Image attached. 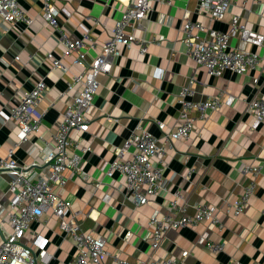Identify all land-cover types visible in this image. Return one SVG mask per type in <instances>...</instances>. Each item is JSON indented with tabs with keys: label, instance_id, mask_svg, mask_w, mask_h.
Segmentation results:
<instances>
[{
	"label": "crops",
	"instance_id": "1",
	"mask_svg": "<svg viewBox=\"0 0 264 264\" xmlns=\"http://www.w3.org/2000/svg\"><path fill=\"white\" fill-rule=\"evenodd\" d=\"M129 1L54 0V5L61 11L59 20L71 37H79L85 26L102 43L110 37ZM231 1L222 20L203 13L195 0L155 2L139 25L133 21L128 28L149 42L148 52L140 54L137 47H121L111 72L100 77L88 113L89 130L74 133L75 138L90 147L82 161L85 177L67 170L64 184L55 186L54 191L72 202V210L84 230L104 236L107 248L120 251L131 263L152 264L155 259L172 257L183 264H264V121L252 128L255 115L248 106L254 97L264 95V61L253 71L238 74L225 70L215 76L191 59L183 40L187 17L226 31L232 14L239 13L242 23L264 33L261 5L252 0L246 5L242 0ZM22 6L33 18L30 25L15 23L6 28L0 18V158L7 156L18 135L16 122L8 117L10 109L37 78L44 77L48 91L37 107V112L45 111L43 124L31 141L15 149L17 161L28 163L42 154L40 149L31 153L34 141L40 147L44 142L52 143L66 106L81 88L66 91V83L83 65L73 66L70 56L64 59L70 65L67 73L53 68L46 53L52 51L61 56L63 45L56 30L43 19V0L22 1ZM161 36L162 42L157 43ZM229 43L241 45L240 34L230 38ZM242 46L264 52L251 43ZM160 69L164 70L162 77L158 76ZM192 76L194 100L203 101L222 93V105L210 111L205 120L197 119L189 138L168 142L165 132L178 123V94ZM230 96L234 100L226 103ZM193 114L197 116V112ZM138 127L151 132L167 147L163 161L154 160V164L164 168V185L145 204H135L126 197L121 174L109 177L104 171L105 163L118 159V149ZM242 162L259 165L261 172L255 177V191L245 211L235 216L226 213L224 203L236 201L250 180V176L240 172ZM39 171L45 173L49 168L43 166ZM8 180L9 175L0 170V241L11 232L6 211ZM176 191L182 194L178 203L188 214L195 213L197 204L219 206L224 226L219 228L204 220L195 226L180 227L169 231L160 246L153 249L150 216L158 210L166 211ZM128 231L132 234L127 238ZM202 233L221 242L224 250L209 251L198 242ZM23 241L31 247L37 264H67L76 254L72 238L60 229L59 220L51 211L31 223ZM185 251L189 252L187 256L183 255ZM49 255L55 258L48 261Z\"/></svg>",
	"mask_w": 264,
	"mask_h": 264
},
{
	"label": "built area",
	"instance_id": "2",
	"mask_svg": "<svg viewBox=\"0 0 264 264\" xmlns=\"http://www.w3.org/2000/svg\"><path fill=\"white\" fill-rule=\"evenodd\" d=\"M22 1L26 0H0V18L6 28L15 23L30 25L33 22L31 15L22 6ZM157 1L172 4L179 0H130L115 21L110 37L99 43L91 30L85 26L79 37H71L59 20L61 11L54 5V0H43V19L56 30L63 45L61 56L48 51L46 58L51 61L53 68L61 73H67L70 69V65L64 60L65 57H72L73 66L83 65L66 83V91H71L76 86L81 88L66 106L62 123L53 135L52 143L44 142L40 147V144L34 141L31 153L34 149H40L42 154L40 158L36 156L28 163L17 161L15 149L21 143L31 141L43 124L45 111L37 112V107L48 91L45 78H37L33 86L22 94L20 101L9 111L8 117L16 122L18 135L8 149L7 156L0 158V170L9 175V203L6 211L11 225V232L0 241V264H37V257L23 240L31 223L39 220L47 211H51L59 220L60 229L68 234L75 244L76 254L67 264H134L124 259L120 251H110L104 236L84 230L77 221V213L72 210V202L58 195L54 187L64 184V173L67 170L85 177L82 161L90 147L80 138H75L74 133L89 130L88 113L93 106L100 77L111 72L115 60L121 54V47H137L140 54L148 52L149 42L135 32L128 31V28L133 25V21L139 25V21L148 16ZM195 1L203 13L218 20L225 18L232 3L231 0ZM247 1L242 0V4L246 5ZM252 1L261 5L264 10V0ZM182 32L191 59L205 66L212 75L219 76L225 70L238 74L246 73L257 69L264 61V52L249 51L242 46L251 43L264 49V33L242 23L239 13L232 14L229 29L226 31L208 27L187 17ZM238 33L241 45L230 44L229 39ZM163 38L161 36L156 42L161 43ZM91 52L95 54L91 55ZM15 58L18 59L19 56ZM163 73L164 70L160 69L158 76L162 77ZM194 82L195 77H190V83L183 86L178 94V123L173 129L165 132L168 142L189 138L196 120H205L210 111L217 110L222 105V93L210 95L203 101L194 100L190 86ZM233 100L234 97L230 96L225 102L231 103ZM248 106L255 115L252 128L257 127L264 121V95L254 97ZM193 112H197V116ZM159 127L164 128V124L159 123ZM166 152V145L159 143L155 135L138 127L118 149V159L105 163L103 169L109 177H113L115 173L121 174L125 179L126 197L135 204H145L164 185V168L154 164V160L162 162ZM127 154L129 156L126 157ZM43 166H47L49 171L40 172L39 169ZM240 172L250 176L248 184L236 201L224 203L226 213L235 216L243 213L249 204L255 191V177L261 172V167L242 162ZM189 175L190 173L187 174ZM181 197L180 191H176L166 211L158 210L150 216L149 234L153 249L160 246L169 231L180 227L195 226L204 220L219 228L224 226L219 216V206L197 204L195 213L188 214L185 207L178 203ZM131 234V231H128L126 237ZM198 242L213 253L224 250L221 242L210 240L206 233L200 235ZM188 253L185 251L183 255L187 256ZM54 258L55 256L49 255L48 261ZM152 264L183 263L167 257L155 259Z\"/></svg>",
	"mask_w": 264,
	"mask_h": 264
}]
</instances>
